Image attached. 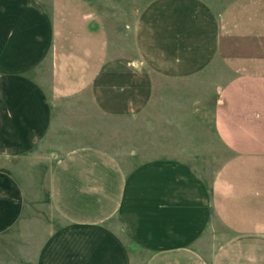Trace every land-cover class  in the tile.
Returning <instances> with one entry per match:
<instances>
[{"label":"crops","instance_id":"crops-1","mask_svg":"<svg viewBox=\"0 0 264 264\" xmlns=\"http://www.w3.org/2000/svg\"><path fill=\"white\" fill-rule=\"evenodd\" d=\"M109 27L94 0H0V264H264V0H150L134 55ZM157 78L199 90V123L211 98L217 167L99 143Z\"/></svg>","mask_w":264,"mask_h":264},{"label":"rangeland","instance_id":"rangeland-1","mask_svg":"<svg viewBox=\"0 0 264 264\" xmlns=\"http://www.w3.org/2000/svg\"><path fill=\"white\" fill-rule=\"evenodd\" d=\"M149 1L94 0L110 26L114 55L135 54L134 27L138 14ZM207 1L217 7H224L231 0ZM156 84H158L156 103L132 120H113L112 122L110 118L98 117V127L112 128V135H110L112 138L100 140L99 143L112 149L123 161H127L128 158L136 159L137 155L145 159L172 156L197 164L201 158L209 157L217 167L222 160H226L230 156V151L215 133L212 108L209 103L211 98L208 92L201 96L202 99L209 97L207 104H210V108L205 110L204 122L199 123L201 101L196 102V106L191 105L195 99H200L199 90L194 89L184 80L157 78ZM206 84L211 86L207 82ZM196 109L199 110L196 111ZM121 139L124 144H121ZM42 147L43 152L60 153L55 146L46 142ZM197 148L199 152L206 153L207 156L195 154L194 151ZM36 210L44 209L37 208ZM20 238L22 239L23 236ZM16 240H18V235L15 237Z\"/></svg>","mask_w":264,"mask_h":264}]
</instances>
